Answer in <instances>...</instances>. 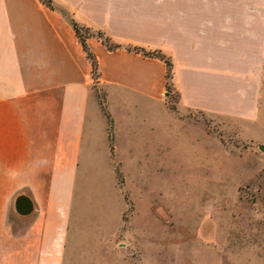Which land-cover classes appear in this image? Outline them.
<instances>
[{
  "label": "crops",
  "instance_id": "obj_1",
  "mask_svg": "<svg viewBox=\"0 0 264 264\" xmlns=\"http://www.w3.org/2000/svg\"><path fill=\"white\" fill-rule=\"evenodd\" d=\"M52 1L0 0V264H64L82 159L112 154L96 84L107 100L168 96L165 62L128 47L171 59L181 111L252 123L260 110L264 0ZM60 10L122 46L87 40L98 79Z\"/></svg>",
  "mask_w": 264,
  "mask_h": 264
},
{
  "label": "rangeland",
  "instance_id": "obj_2",
  "mask_svg": "<svg viewBox=\"0 0 264 264\" xmlns=\"http://www.w3.org/2000/svg\"><path fill=\"white\" fill-rule=\"evenodd\" d=\"M95 89L112 154L82 159L64 264H264V86L252 123Z\"/></svg>",
  "mask_w": 264,
  "mask_h": 264
},
{
  "label": "trees",
  "instance_id": "obj_3",
  "mask_svg": "<svg viewBox=\"0 0 264 264\" xmlns=\"http://www.w3.org/2000/svg\"><path fill=\"white\" fill-rule=\"evenodd\" d=\"M41 1L46 6H48L49 8H51L53 10L56 9L52 0H41ZM60 12L62 13V15L64 17H66L70 21V23L72 24L74 30L76 31V33H77V35H78V37H79V39L81 41V44H82L85 52L87 53L88 58L90 59V61L92 63L94 78L98 79L99 78L98 61H97V58H96L95 54L90 50V48L88 46V43H87V40L90 37H92L93 35L83 36V34H82L83 30L91 31V29H88V28L86 29V28L80 26L64 10H60ZM102 35H104V34H102ZM95 37H98L100 40H102V42L106 45V47L110 51H116V50H118V49H120L122 47L119 44L112 43V41L108 37H105V38H102L101 36H95ZM127 49L130 50V51H134L136 53H140V54H142L145 57L158 58V59L164 61L166 66H167V80H168L167 91H169V87L171 86L170 85V81L172 79V70H173L172 69L173 64H172L171 59L169 57H167L162 51H147L146 49L141 48V47H128ZM168 94H169V92H168ZM105 113L107 115L108 121L111 124L110 126L113 127V123H112V120H111L112 119L111 115L109 113H107L106 111H105ZM111 142H113V141L111 140Z\"/></svg>",
  "mask_w": 264,
  "mask_h": 264
},
{
  "label": "water",
  "instance_id": "obj_4",
  "mask_svg": "<svg viewBox=\"0 0 264 264\" xmlns=\"http://www.w3.org/2000/svg\"><path fill=\"white\" fill-rule=\"evenodd\" d=\"M262 148H264V146H262ZM26 211H28V210H26Z\"/></svg>",
  "mask_w": 264,
  "mask_h": 264
}]
</instances>
